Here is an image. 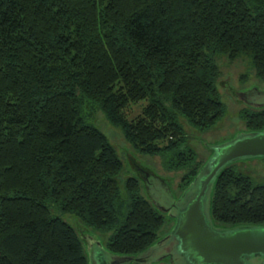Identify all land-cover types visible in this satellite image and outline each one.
I'll use <instances>...</instances> for the list:
<instances>
[{
    "label": "trees",
    "instance_id": "trees-1",
    "mask_svg": "<svg viewBox=\"0 0 264 264\" xmlns=\"http://www.w3.org/2000/svg\"><path fill=\"white\" fill-rule=\"evenodd\" d=\"M241 56L264 81V0H0V264H89L67 218L111 253L156 243L167 216L121 176L99 115L181 171L184 191L206 161L191 137L227 113L220 59ZM240 117L264 130V105ZM210 211L217 224L264 225V182L227 165Z\"/></svg>",
    "mask_w": 264,
    "mask_h": 264
},
{
    "label": "water",
    "instance_id": "water-1",
    "mask_svg": "<svg viewBox=\"0 0 264 264\" xmlns=\"http://www.w3.org/2000/svg\"><path fill=\"white\" fill-rule=\"evenodd\" d=\"M255 92L259 90L254 88L240 91L238 97L243 98L247 104L262 106L253 100ZM210 147L213 149L210 158L181 197L188 204L179 213L172 231L178 244L170 242L166 248L182 256L186 264H264V225L242 224L233 228L216 229L212 226L210 211L213 188L221 171L239 159L264 157V130L242 134L234 140ZM133 163L143 174L149 188L153 178L157 177L135 160ZM162 182L167 186L165 181ZM193 191L195 193L191 197L190 193ZM156 207L160 210L157 205ZM82 237L88 245L95 248L98 264H120L119 260L107 254L111 252L104 249L103 245L96 246L92 235L82 233ZM129 257L128 261L145 264L135 255Z\"/></svg>",
    "mask_w": 264,
    "mask_h": 264
},
{
    "label": "rangeland",
    "instance_id": "rangeland-1",
    "mask_svg": "<svg viewBox=\"0 0 264 264\" xmlns=\"http://www.w3.org/2000/svg\"><path fill=\"white\" fill-rule=\"evenodd\" d=\"M220 78L219 89L222 99L227 105V113L215 127L208 132L194 133L191 137L192 144L197 148L199 157L202 160H208L213 152L210 145H221L227 141L234 140L242 134L251 131L246 130L245 123L240 117V110L243 104H247L243 98H239L240 91H248L257 88L259 92H255L252 97L253 100L264 105V81L257 75L254 67L252 66L251 59L247 56L238 57L235 60L228 57L220 59ZM145 103V101H144ZM142 105L135 104L131 108L132 115L140 112ZM98 124V123H97ZM98 126L114 141L118 148L119 153L122 155L125 162L124 170L121 174L122 177L132 175L138 177L143 185V194L149 198L153 203L154 200L166 202L176 201L182 196L183 191L180 187L181 171H169L164 167L163 158L160 155L142 154L134 151L124 138V135L107 121L103 113L99 115ZM133 160L144 168H148L157 178H153L151 186L146 185V180L143 174L134 166ZM205 161V162H206ZM241 167L245 168L256 180L264 182V157H251L239 159L236 161ZM205 164V163H204ZM165 181L166 185L162 182ZM195 192L190 193L192 197ZM156 204V203H155ZM71 224L77 229L82 230V233L92 235L95 240L96 246L103 245L104 238L100 233L87 228L77 219L67 218ZM171 226L167 220L165 226L162 228L160 235L165 234ZM86 251L88 253L89 264H98L95 256V248L84 242ZM175 247V245H174ZM176 248V247H175ZM107 250V249H106ZM108 255L119 260L120 264H136L129 260V255L107 253ZM157 264H168V262H160Z\"/></svg>",
    "mask_w": 264,
    "mask_h": 264
},
{
    "label": "flooded vegetation",
    "instance_id": "flooded-vegetation-1",
    "mask_svg": "<svg viewBox=\"0 0 264 264\" xmlns=\"http://www.w3.org/2000/svg\"><path fill=\"white\" fill-rule=\"evenodd\" d=\"M181 197L182 196H180L176 201H155L156 205L160 208V211L166 214L167 220H169L171 226L169 230L165 234H163L156 243L150 246V248L144 250V252L142 253L135 254V257H139L141 262L144 261L145 264H157L165 261L168 262V264H186V260L182 256H180L179 254H175L170 248H166V245L170 242H172L173 244H178V239L173 237L172 231L177 224L179 213L182 212V210L188 204V201H185V199H182ZM212 226L216 229H225L236 227L238 226V224L226 226L217 224L212 219Z\"/></svg>",
    "mask_w": 264,
    "mask_h": 264
}]
</instances>
